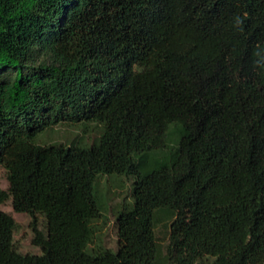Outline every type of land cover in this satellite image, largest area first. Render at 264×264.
<instances>
[{
    "label": "trees",
    "instance_id": "1",
    "mask_svg": "<svg viewBox=\"0 0 264 264\" xmlns=\"http://www.w3.org/2000/svg\"><path fill=\"white\" fill-rule=\"evenodd\" d=\"M79 123L92 145L37 143ZM1 170L42 253L0 210V264H264V0H0ZM112 175L134 178L116 251L94 226Z\"/></svg>",
    "mask_w": 264,
    "mask_h": 264
},
{
    "label": "rangeland",
    "instance_id": "2",
    "mask_svg": "<svg viewBox=\"0 0 264 264\" xmlns=\"http://www.w3.org/2000/svg\"><path fill=\"white\" fill-rule=\"evenodd\" d=\"M102 126L95 123H79L75 125L58 124L52 129L45 131L37 139V143L64 144L79 143L92 145L99 137ZM134 178L125 176H101L97 180L96 194L100 205H103L102 217L94 223L97 228L98 242L108 249L116 251L118 237L116 228V215L122 209L132 204V186ZM0 186L8 189L7 176L4 170L0 171ZM0 210L13 216L17 223L14 234V245L22 254H41V248L32 242L34 233L32 217L26 213H17L13 210L12 201L9 200L0 205ZM38 229L46 233V220L43 216H37ZM172 219L165 213H161L155 226V236L163 250L166 249L170 240V225Z\"/></svg>",
    "mask_w": 264,
    "mask_h": 264
}]
</instances>
